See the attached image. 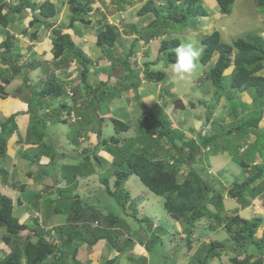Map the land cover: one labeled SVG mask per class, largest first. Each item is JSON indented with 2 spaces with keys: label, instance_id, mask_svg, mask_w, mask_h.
I'll return each mask as SVG.
<instances>
[{
  "label": "trees",
  "instance_id": "trees-1",
  "mask_svg": "<svg viewBox=\"0 0 264 264\" xmlns=\"http://www.w3.org/2000/svg\"><path fill=\"white\" fill-rule=\"evenodd\" d=\"M134 0H111L112 5L115 8V12H127V7H133ZM163 0H137L142 2L140 6L134 11L135 18L144 17L146 15H153L148 18L149 22L141 32L132 28L129 30L131 23L126 24V17L128 13L124 14L125 17L120 18V14L117 23L108 24L102 23L95 29V46L103 50L106 61L110 62L111 70H115L117 67L122 72H130L136 77V81L131 82L127 80L122 86L124 89H132L129 92H134V99L142 104L141 110L143 113V128H139L138 125L134 127L132 120L128 119L127 113H124L120 118L109 117L110 123L113 126L114 135H110L109 139H100L103 134V127L107 125L105 119H108L107 114H98L95 116L91 103L92 98H97L99 93L93 92L94 87L89 85L84 86V89L89 88V92L82 94V91L78 87L71 88L72 107H69L64 101L69 97L68 92L65 89V82L55 74L54 71L48 72L47 76H43L40 79V86L28 85L26 82L25 88L29 90L24 100H26L27 109L26 112H15L11 114L4 122L0 123V158L6 155L7 141L11 135L20 128L21 125H26L25 118H19V116H28L27 130H32L37 136V141L43 138L42 132L37 131V124L40 123L37 116L32 121L31 111L44 113V115L51 114L54 116L56 113V107H52L51 104L57 101L60 106L66 110L74 111L73 116L80 125V128L76 129L72 143L78 145L80 136L86 137L88 134L95 137L94 147L95 151L103 150L112 157V164H116V168L113 172V187L112 190L108 186L107 178L103 179V183L106 185L104 192L110 196L118 206L124 210L126 207L136 206L134 199H131L130 191L125 188L126 181L130 176H136L142 185L147 188L156 196L163 198V205L166 212L175 220L184 224V230L190 234V228L194 225L195 221L201 219L215 220L216 224H223L227 232L231 234L230 243H234V247L229 245L226 241L209 240L203 244L200 254H195L188 264H208L214 258H219L224 251L233 252L235 256L229 258L231 264H251L250 259L255 257L247 253V247L250 244H260L264 242V235L260 238V241H255V233L261 226L263 220L260 217H253L251 219H243L237 214L231 218H225L222 216L224 212L223 199L225 194L232 199H235L242 207H246L250 201L243 197V192L247 189L250 190V197L254 199L261 194L264 188L253 184L256 181H260L259 184L264 183V164L254 165L250 167L249 175L240 183H232V186L227 188L220 181V187L209 181L206 178V171L201 168L204 161L210 165L207 159L208 153H203L201 147L212 146L210 153H216L219 149L216 136L209 135L208 137L198 136L196 140L188 138L182 140V144L177 145L174 141L175 132L183 135L182 132L176 131L170 128V122L168 115L156 101L154 104L148 103V106L144 104L141 99L140 92V74L143 75V79L148 82H155L160 91L159 99L164 96L167 98L170 96L169 105L175 108H181L183 102L179 98H173L166 88L162 85L166 74L162 71H155L150 69L152 63L146 61L140 66L136 62V56L132 47L137 44L134 41L129 46V52L127 60L113 59L114 52L117 47H120L119 40L122 38V32H131L137 34L138 39L144 43L158 38L160 40L158 52L162 56H166L167 63L175 62L174 52H169L170 49H174L180 44V41L176 38L167 40L164 39L166 28L169 30V24H176L179 28L193 27L195 20L198 17H208V14L202 4L198 3L199 0H166L164 3H159ZM220 13L229 15L234 0H215ZM110 2V3H111ZM136 2V3H137ZM0 3V27L6 29L11 23V19L15 15L21 14L24 10L29 9L31 11V20L26 28L21 31V35L29 36L30 40H37L39 36V29L49 32L48 39L52 46V60L56 61L60 65V69L68 68L71 62H75L79 66L78 77L82 84L86 82L88 75L90 74L88 65L91 64V59L84 52L83 49L74 40V35L71 33V28L77 22L89 23L88 13L92 11L93 0H68L71 16L69 17V24L65 26H55L52 20L57 16L56 5L51 0H42L35 2L34 0H16V2ZM257 7L264 10V0H255ZM4 10H6L4 12ZM123 15V16H124ZM134 18V19H135ZM77 19V20H76ZM133 19V16L131 17ZM133 19V20H134ZM131 21V20H130ZM189 22V23H188ZM199 21L196 23L198 26ZM121 26L123 30H120ZM31 28L33 31L28 32ZM125 30V31H124ZM129 30V31H128ZM4 40L0 43V98L5 99L9 96L6 92L8 87L15 79L23 76L21 65L19 60L23 57L21 50L14 45L12 36L9 31L4 32ZM264 35V32L263 34ZM201 45L204 48L202 57L200 58V64L207 65L214 55L217 59L213 66L210 68L206 75L207 79H210L213 87L221 88L223 82V72L233 63L235 66V72L231 77L230 89L234 92L248 91L253 99L254 110L250 113V118L240 124L239 129L245 130L249 127L257 129L258 121L260 120L264 109V76L258 75V73L264 67V36L261 35H247L245 39H237L231 44H227L222 41L221 35L218 31H212L208 35H203L200 39ZM172 49V50H173ZM115 60L117 62H112ZM120 62V64L118 63ZM33 64L40 65L38 62L29 61L27 63V70H34ZM116 66V67H115ZM110 77V76H109ZM122 78L124 76H121ZM126 78V77H125ZM122 82V81H121ZM106 82L95 83V86L107 85ZM96 89V87H95ZM97 90V89H96ZM121 91L119 88L117 93ZM216 99H218L216 97ZM23 100V101H24ZM107 101L108 105L113 104L115 98L110 95H106L103 102ZM78 101H81L78 103ZM198 101V100H197ZM24 103V102H23ZM56 103V102H55ZM199 103V101H198ZM129 104V103H128ZM124 104V105H128ZM157 104V105H156ZM195 102H190L188 105L193 106ZM185 106V105H184ZM89 112L91 115H88ZM150 112V113H149ZM70 115V112L68 113ZM40 117V116H39ZM48 117L45 118V120ZM52 120L49 122H66V119L60 120L56 117H50ZM99 120V128H96L94 122ZM126 120V121H125ZM43 121V119H42ZM132 121V122H131ZM91 123L92 127L87 125ZM235 124V125H237ZM26 125V126H27ZM235 125H230L228 135L232 130H235ZM23 128V127H22ZM134 130L133 136L118 137L123 133L130 130ZM36 130V131H35ZM240 130H235L237 134ZM44 132V131H43ZM106 132V131H105ZM112 132V133H113ZM259 132H262L259 130ZM38 133V134H37ZM184 136V135H183ZM25 138V137H24ZM27 138V137H26ZM231 138V139H230ZM228 140H233L230 137ZM21 140V139H20ZM24 140V139H22ZM165 140L170 144L174 150V154L177 156L173 160V164L168 163V157L171 158V152L167 150L166 154L161 155L159 152L165 147L161 142ZM260 141V137H257L255 142L247 147L246 152L248 155L245 157V153L239 155L237 144L227 145L225 151L231 156L232 162L240 166L242 169L249 167L248 163H244V160L248 159L249 155L253 154V151L264 149ZM102 146L101 149H99ZM260 146H262L260 148ZM253 148V149H252ZM255 148V149H254ZM37 155L34 157L45 156L51 157L52 162L58 156H54L48 150L40 149L37 144L35 151ZM223 150V149H222ZM97 151V152H98ZM94 153L93 158L98 162L101 161V157ZM251 152V153H250ZM88 154V151L80 154L84 157ZM205 154V155H204ZM217 154V153H216ZM77 156V155H76ZM25 157V155H23ZM89 157V155H88ZM197 157L199 164L197 163ZM205 158V159H204ZM88 160V158H85ZM198 167V170L195 167ZM84 163H80L76 166H71L77 171ZM186 165V168L182 172V179H180L179 170ZM194 165V166H193ZM80 173V171H78ZM204 172V173H203ZM1 173V170H0ZM203 173V175H202ZM64 175V179L67 180V184L74 180L75 175ZM73 182H71V185ZM258 184V182H257ZM67 189H71L68 187ZM222 189V190H221ZM63 188L59 190V196L63 197ZM75 203H72L65 222L59 224L51 230H42L39 224L29 227L19 222L18 218L13 215V201L6 195L0 194V242L4 243L9 249L7 254H4L0 258V264H66L72 258L75 261L73 264H80L75 260V253H67L72 243L86 244L89 248L94 247L99 243L108 244L110 247L121 249L119 244H122V249L126 250L127 242L120 243L118 237L113 236L118 231L116 216L112 211H109L106 215L102 210H96L94 207H81L82 201L78 200V197H74ZM64 201V200H63ZM248 201V202H247ZM56 200L47 199L43 204L44 209L50 205H54ZM214 208V212L210 209ZM55 213L61 215V210L55 205ZM44 210L43 215L47 216ZM67 212V211H66ZM100 226H93V223L98 224L100 219ZM80 224V225H79ZM79 225V226H78ZM104 225V227L102 226ZM236 225V228L233 227ZM159 230V229H157ZM211 230H214L211 228ZM55 234V235H54ZM126 241V240H124ZM128 245V244H127ZM147 252V246H145ZM74 253V256L72 255ZM148 253V252H147ZM245 254L243 258L240 256ZM73 256V257H72ZM128 260H132L131 255L127 256ZM262 258L255 260L256 264H261ZM148 262V259L147 261ZM105 264H114L112 260H108Z\"/></svg>",
  "mask_w": 264,
  "mask_h": 264
},
{
  "label": "rangeland",
  "instance_id": "rangeland-1",
  "mask_svg": "<svg viewBox=\"0 0 264 264\" xmlns=\"http://www.w3.org/2000/svg\"><path fill=\"white\" fill-rule=\"evenodd\" d=\"M16 2V0H0V3L5 2L7 5H11V2ZM42 1V0H34ZM55 1V0H54ZM56 7L58 10H60L61 5L59 1L56 0ZM109 1V3H108ZM164 1H160L159 3H164ZM111 0H94V3L92 5L93 14L90 13V15H93L96 18L101 19V15L103 20L106 21L105 14H114L115 9L112 5ZM135 2L132 6L135 7H127L128 16L134 15V11L136 10L142 2H137V0H134ZM137 2V3H136ZM200 4L204 7L206 10L208 17H198L195 20V25L193 27H186V28H179L176 24H169L170 29L165 31L164 39L171 40V39H178L180 43L187 42L190 39H194L198 42L199 45H201L200 39L203 35H208L212 31H218L221 35V39L223 42L227 44H231L233 41L237 39H245L247 35H262L264 32V10L257 7L255 4V0H234V3L231 7V12L229 15H223L220 13L218 6H212V4L209 2V0H199ZM110 4V5H109ZM111 8V9H110ZM6 10H4L5 12ZM109 11V12H108ZM31 11L29 9L24 10L21 14L15 15L11 19V23L7 26L6 29L0 27V43L4 40V32L7 30L9 31L10 35L12 36L14 45L18 48V50H21V53L23 57L19 60V65H21L22 73H24L23 76L18 77L15 79L8 87H6V92L9 94V96L5 99L0 98V123L4 122L11 114L15 112H22L21 110L25 108L27 109L26 100L24 98L29 95V90L25 88L26 82L28 85H34V86H40V79L43 76H47L50 71L55 70V74L60 77L65 82V87L69 90L73 84V79H75L77 76H74V78H69L70 74L78 75L77 72L79 70V66L74 63V67L67 68V69H60V65L57 64V62L52 60L53 57L45 56L47 59L42 60V62L36 61L37 58L33 57L31 55H28L27 48L30 49L31 46L34 43V47L39 45L41 41H44L43 45H40L39 47H45L50 49L48 45H50V41L48 39L49 32L45 30V33L43 34L44 30L39 29V32H41V35H44L42 40H39L36 42V40H30L29 36H23L21 35V31L26 28L31 20ZM101 14V15H100ZM263 14V15H262ZM71 16L70 10L68 17ZM119 17V15H116ZM153 16L146 15L142 17L136 18V20L131 19L132 23V29L137 30L141 32V30L144 29V26L147 25L149 22L148 18ZM117 17H113L111 22L115 23L118 19ZM62 21V20H60ZM69 19H67L66 23H68ZM199 21L198 26H196V23ZM107 22L110 23V21L107 20ZM64 22L61 23V25ZM95 23V21H93ZM59 26V25H58ZM65 26V25H64ZM28 32L33 31V29L29 28L27 30ZM124 34V33H123ZM46 37V38H45ZM78 38V36H75ZM74 38V37H73ZM76 38H74L76 40ZM119 40L120 47H117V50L114 52L113 59L118 60H127L128 55L124 54L126 50L129 49V46L131 45L132 38H129L127 40H124L123 37ZM78 40V39H77ZM36 42V43H35ZM77 42V41H76ZM81 39L79 38L80 43ZM47 46H46V45ZM160 40L158 38L153 39V43H144L141 41H137V44H134L132 47L133 51L138 50V55L136 56V62L142 66L144 62L148 61L151 64L150 69H154L155 71H162L160 68L161 61L164 62L165 66H167L169 63H167L166 56H162L159 54ZM202 46V45H201ZM84 52L90 56L91 64L88 65L89 71L91 72L90 75H88L89 78H87L86 82L84 84L80 83V77H77L75 80H79V86L78 88L83 93H86L87 89H84V86L87 87V85H91L93 81H96L98 76H101L103 78V82H108L105 86H99L98 84L94 86L92 84L93 92L99 93L97 98H92L90 105H92L93 109H96L95 116L98 118V114H104L109 111L107 114L108 119H105V127H103V134H101L100 139H109L111 137L110 135H114L113 126L112 123H110L109 117L116 118L120 112L125 113L127 110L125 109L126 106L124 104L130 103L128 106L129 109L133 107V110L131 111V115L134 116L131 118L129 117L128 120H132L133 124L135 123L134 127L138 125L139 128H143L140 125H143V115L142 111H139L142 107V104L138 102V104H135V93L129 92L132 89H124L122 86H124L125 83H128L127 80L130 79L131 82L136 81V77L132 75L130 72H122L119 67H117L115 70H111L110 62H106L105 55L103 53V50L100 48H97L94 44L90 43L86 45V47L83 48ZM173 49V48H172ZM170 49L169 52H172L173 50ZM48 51V50H47ZM123 52V53H121ZM42 57V56H41ZM115 60H112V62H117ZM29 61L32 62H38L41 65L38 66L36 64H33L35 69L30 71L26 69V65ZM120 64V62H118ZM214 64V61H210L207 65L203 66L201 65L200 69L198 70L196 76L193 79V82L189 86H183V85H177L173 84L170 80V74L166 73V80L163 83V87L166 88V90H170L171 87H175L174 93L171 92V95H174L173 98H177L178 96H181L183 99L186 97V100L184 105H188V102H196L194 95L202 93L207 90H212V87H210L209 82L205 79L204 75L209 72L210 68ZM116 67V66H115ZM95 70V71H94ZM94 72V73H92ZM110 78L108 79V77ZM121 76H124L123 78ZM143 75L140 74V78ZM126 77V78H125ZM90 78L92 79L91 84H89ZM107 78V79H106ZM26 81V82H25ZM117 81V82H115ZM122 81V82H121ZM145 83L142 86V92L140 93L141 96H146V98L151 97L154 95V92L157 89V84H148L146 80H144ZM230 77L227 76L223 82L221 90H217L213 88L214 92H221L222 94H225L228 90H230L229 87ZM99 83V82H96ZM200 83V84H196ZM27 86V84H26ZM38 86V87H39ZM96 87V89H95ZM121 89V91L125 94L124 98L121 97L119 94L121 92L118 91V89ZM141 90V89H140ZM168 90V91H169ZM72 92L71 90H69ZM90 91V90H89ZM88 91V92H89ZM133 91V90H132ZM173 91V89H172ZM90 93V92H89ZM106 95H110L115 100L113 101V104L108 105L106 103L107 101L103 102V99L106 98ZM200 95V94H199ZM129 96V97H127ZM127 97V98H126ZM235 95L232 94V102L233 104H239L235 100ZM167 98H164L163 100H166ZM24 100V101H23ZM162 100V101H163ZM69 107H72V102L70 97L66 98L64 100ZM131 101V102H130ZM161 101V102H162ZM24 102V103H23ZM56 102V103H55ZM51 104L52 107H56V113L55 117L58 121V119L63 120L66 119V122H57V123H51L49 122L52 120L50 117L51 114L44 115V113L33 112L31 111V121L35 119L37 116L38 120L40 119V123L37 124V131L36 132H42L43 138L37 141V136L35 135V132H33L31 129L27 130L28 126L25 128L26 131L24 133V141L28 142H37L40 146V149H49L48 151L53 154L54 156H57L51 164L46 165L45 160L42 162L43 171L47 174L45 175H28L30 177L29 180H31V177H36L40 180L41 185H43L42 190V196L44 197L43 201L45 204L46 199L56 200L57 202L52 205V208H54L55 205L58 206V209L61 210V215H57L56 213V221L58 224H62L65 222L66 217L68 215V212L70 208L72 207V203H75V196L78 197V200L82 201L80 203L81 207H85V209H88L89 207H94L96 210L101 209L103 214H107L109 211H112L116 216H118L117 221V227L118 231L120 233H117L113 236L118 237L121 240H124L127 238V244L130 248H132V244L136 243H143L144 246H147V252L141 248L136 249V255L142 256L137 257L136 259H133L130 263L132 264H188L191 260V258L195 254H200L201 249L203 247V244L209 242V240H217V241H226V242H232L231 241V234H229L225 227H223V224H216V221L209 220V219H201L199 221H195L194 225L190 228V234L184 230V224L182 222L174 220L165 210L163 205V198L156 196L152 192L148 191L147 188H145L142 183L139 181V179L132 175L125 183V188L130 191L131 199H134L136 202V206L133 207H126L124 210L122 207L118 206L116 202L104 192V189L106 188V185L103 183V179L107 178L108 180V186L111 188L113 187V172L116 168V164H112V157L110 155H106L107 153L103 150L101 151H95L94 144L96 142L95 137H92V135L88 134L86 137L80 136L79 144L75 145V143H72V139L75 136L76 129L80 128V125L77 124V121L75 119V116H73L74 111H69L68 109L64 110L60 104L55 101ZM81 102V101H80ZM116 102L117 104H115ZM150 102V101H149ZM149 102H144L146 106H148ZM155 101H151L150 104H154ZM157 105V104H156ZM163 106V105H162ZM234 106V105H233ZM137 108V109H136ZM24 110V111H25ZM178 109H173L169 106V111H172L176 113L177 115ZM207 111V107H202L201 111L196 113L198 116V120H201L205 117ZM247 111H251L250 108H248ZM70 112V115L68 113ZM183 112V111H182ZM180 113V116L178 117V120H180V117L182 116V122L184 124V128L187 129V126L191 122L190 113L192 112L189 108H187L186 111L183 113ZM150 113V112H149ZM88 115H91L89 112ZM40 116V117H39ZM48 117L46 120L45 118ZM92 117V115H91ZM176 117V116H175ZM247 116H245L243 119H241V122H244V119H246ZM20 119V118H18ZM43 119V121H42ZM131 121V122H132ZM24 125L20 126V130L16 129L15 133L17 136V140L21 138V130H24ZM99 120H96L94 122L93 127L99 128ZM89 128L92 127L91 123L89 122L87 125ZM23 127V128H22ZM44 131V132H43ZM106 131V132H105ZM180 131V130H176ZM113 132V133H112ZM134 130H130L126 133H123L121 135H118V137H127V136H133ZM182 132V131H180ZM197 132V131H196ZM257 137H260L261 145L264 146V130L262 132H259V130L256 129ZM14 134V133H13ZM12 134V135H13ZM38 134V133H37ZM175 139L174 141L177 144H182L183 139L188 138H194L196 139L194 134H190L186 136L178 135L180 133L175 132ZM11 135V136H12ZM27 137V138H26ZM11 138V137H10ZM9 138V139H10ZM16 140V141H17ZM9 141V140H8ZM7 141V143H8ZM13 141V140H12ZM165 147L159 152L161 155L166 154L167 150L171 152V154L174 153V150L172 146L163 140L161 142ZM222 144L224 146L227 145H236L237 142L235 140H228L224 139ZM260 146V148L262 147ZM102 146L99 148L101 149ZM253 149V148H252ZM85 151H88V154L86 157L88 160H86L84 156L80 155L84 153ZM35 152V151H34ZM96 153L97 156L101 157V161H96L93 158L94 153ZM221 152V151H217ZM78 153V154H77ZM106 153V154H105ZM251 153V152H250ZM37 155V150H36ZM77 155V156H76ZM89 155V157H88ZM25 158H28L29 162H33L35 160L33 154H30L27 152L25 155ZM50 160L51 157H48ZM225 162V159L222 158ZM261 161L259 162V165L261 162H264V156L261 157ZM40 160V159H39ZM38 160V161H39ZM4 162L7 163V160L0 159V170L3 167ZM84 163L80 167L78 171L74 169L71 166L79 165V163ZM211 164V163H210ZM233 168L226 169V166H224V170L221 171V174L218 175L213 171V169H209L206 174V178L209 179V181L212 183L214 182L217 187H220L219 183L222 182L223 185H226L227 188L232 186L231 182L240 183L243 181L246 177L249 175V171L245 174L243 172V169L239 167L238 165H234L233 163H228ZM222 166V167H223ZM36 167V166H34ZM204 167L207 168L206 164H204ZM237 170V174L235 170ZM184 168L181 170L180 174L183 172ZM15 173L11 175V180L15 183L21 184V179L19 175H14ZM235 174V175H234ZM69 177L68 175H75L74 180H71L73 182L72 186L71 182L67 184V180L64 179L66 177ZM180 179H182L183 175H180ZM258 182V184H257ZM260 181H256L253 186L258 185L261 186V189L264 188V183L259 184ZM58 185L61 189L63 188V197L59 196V192H57V188L55 186ZM68 187H71V189H67ZM52 189V190H51ZM222 190V189H221ZM250 190L247 189L243 192V197L251 201L252 197H250ZM55 192L54 194H52ZM0 193H2V188L0 187ZM264 192L258 195V200L264 201ZM52 194V195H51ZM6 195V194H5ZM35 194L33 192H29L28 196H24V200L27 202H34ZM39 197L40 199H42ZM226 198L230 197L228 194L225 196ZM53 198V199H52ZM224 199V212L222 213V216L225 218H231L235 214L234 212L230 211V213H227V210L235 208V203L232 200ZM262 199V200H261ZM64 200V201H63ZM36 202V201H35ZM248 202V201H247ZM39 204V201L37 202ZM251 206H254V203H250ZM241 205V204H240ZM258 205L256 208L257 211L261 210V206L259 202L256 201L255 206ZM62 206V207H61ZM264 206V205H263ZM242 207V205H241ZM214 212V208H210ZM42 214L44 212V209L42 211V208L40 209ZM67 211V212H66ZM244 214V213H243ZM260 218L263 220L264 215H261ZM104 218H101L98 224H93L95 226H100L101 221H103ZM143 220V221H141ZM46 225V222H45ZM80 225V224H79ZM78 225V226H79ZM264 225V221L261 223V226ZM104 227V225H102ZM213 228L214 230H211ZM236 228V225L233 227V229ZM159 229V230H157ZM53 230V229H52ZM260 230H257L255 233V237H258L260 235ZM55 235V234H54ZM2 236V232H0V237ZM255 241H260L259 238H256ZM234 243H230L229 245H233ZM1 245L6 250L7 246H4V243L1 242ZM104 244H102L103 246ZM108 245V244H107ZM86 246V244H85ZM120 247H122V244H119ZM83 244L81 243H72L70 248L68 249L67 253L74 252L76 256H74V253L72 254L76 261L79 262L77 258V252L81 248L82 249ZM94 248V247H93ZM92 248V252H94ZM95 248H99L96 246ZM120 251L121 249H117ZM9 251V249H8ZM247 253L250 255H254L255 257L250 259V262L255 261L258 258H262L261 260L264 262V242L260 243L258 245L256 244H250L247 247ZM3 253H5L3 251ZM3 253L0 252V258L3 257ZM118 253H115L114 256L117 258L116 255ZM106 253L103 254L101 257L100 255L95 256L96 263L103 264V260L105 263L104 256ZM72 256V257H73ZM235 256L233 252L224 251L221 253L219 258H214L211 262L208 264H231L229 261V258ZM245 254L240 256V259L243 258ZM79 258H83V252L80 253ZM148 259V262H146ZM119 260V261H118ZM115 260L114 264H130L129 261L122 256H120V259ZM118 261V262H117ZM75 261H72V258L66 264H73ZM82 264V262H79ZM83 264H88V261L86 259V262ZM191 264H197V263H191Z\"/></svg>",
  "mask_w": 264,
  "mask_h": 264
},
{
  "label": "crops",
  "instance_id": "crops-1",
  "mask_svg": "<svg viewBox=\"0 0 264 264\" xmlns=\"http://www.w3.org/2000/svg\"><path fill=\"white\" fill-rule=\"evenodd\" d=\"M51 1L53 3H55V5H56V3H57L56 0L55 1L51 0ZM67 1L68 0L59 1L60 5H61L60 10H58L56 7L57 16L52 20V22L54 23L55 26L61 25L62 22H64L63 24L65 26H67L69 24V21H68V23H66L67 19H69L68 15H69V10H70L69 9L70 7L67 5ZM209 2L212 4V6H216V4H217L215 0H209ZM93 3H94V0H93ZM108 3H109V1H108ZM129 11H131V10H128L126 13H128ZM115 13L116 12H114V14L104 13L106 15L105 18L106 19L108 18L111 21L113 16L116 14H120L121 17H125L124 14H126L124 12L123 13L117 12L116 14ZM92 14H93V12H92ZM30 16H31V14H30ZM132 16L134 19L135 15H132ZM132 16L127 15V17L125 18L127 25L129 23H131L130 20H131ZM31 18H32V16H31ZM136 18L134 19V21L136 20ZM60 20H62V21H60ZM87 20L89 23H81L80 24V22H77L71 28V33H72V35H74V38H76L75 36H78V38H76V40L75 39L74 40L79 42V38L81 39V42L77 43V45H79L81 47V49H83L84 47H86V45H88L90 43L95 45V36H94L95 35V29L98 28L99 24L104 23L102 15H101V19H99V18L95 19V17L93 15H89V18ZM93 21H95V23H93ZM64 25H62V26H64ZM131 28H132V23H131L129 30ZM120 30H123L122 26H121ZM132 31H133V29H132ZM121 33H122V37L124 40L132 38V39H129V40H132L129 42L141 40V39H138L137 34H135V33H131V32H128V33L121 32ZM40 35H41V32L39 33V36H38V39L36 40V42L43 39L41 37H43L44 35H42V36H40ZM43 43H44V41H41V43L39 45H37L36 47H34V43H32L33 45L31 46V48L30 49L27 48V50H26L28 55H31L32 58L36 57L37 58L36 61H39V62H42V60H40L41 58H43V60L47 59L45 56L53 57L52 53H51V48H52L51 44L48 45L50 49H48V48L45 49V47H39L40 45H43ZM148 43H153V40L149 41ZM136 51H137V55H138L139 54L138 50H136ZM126 52L128 53L129 49L126 50ZM88 57L90 58L89 55H88ZM216 57L217 56L214 55L213 58L211 59V61L213 60L215 63ZM73 64L74 63L71 62L70 66L68 68L74 67ZM63 69H67V68H63ZM233 69H234V67L230 66L225 71V73H224L225 76L230 77V75L233 72ZM92 73H94V72H92ZM90 74H91V72H90ZM258 74L261 76H264V67ZM74 76H76V75L70 74L69 78L70 79L74 78ZM205 76H206V74L204 75V77ZM109 78L110 77H108V79ZM165 80H166V77L163 81H165ZM91 81H92V79L90 78L89 84H91ZM101 81H103V78H101V76H98L96 81H93L92 84H94V86H95L96 82H101ZM115 82H117V81H115ZM140 83H141L140 84L141 90L139 93H141L143 91L142 86L145 83L143 76L141 77ZM147 83L152 84V85L157 84L153 81H151V82L147 81ZM73 84L75 86H79V80L73 79ZM210 87H212V86L210 85ZM172 89H173V91H172ZM174 90H175V87H171L169 90L170 94H171V92L174 93ZM120 92H121V94H119V95L124 98L125 94L122 91H120ZM199 94L194 95L195 101L198 100L199 105L198 106L195 105L194 109H192V108L190 109L192 111L190 113L191 122L187 126V129L184 128V124L182 122L183 117L181 116L180 120H178V117L180 116L179 110H177V115H176L175 111H174V113L172 111H169L170 96H168V99H166V100H163L166 96H164L162 99H159L160 91H159L158 86H157L156 91L154 92V95H152L149 98H146V96H141V99L143 102L156 101L157 104L161 105V107L164 109V111L168 115V120L170 122V128H172V129L173 128H179L180 130L183 131V133L186 137H187V135H190L191 133L196 134L197 129H199L201 127V125L205 122V119L207 120L210 117L215 118L216 123L212 127L213 130L211 132L217 134L218 146L222 147L223 150H219L221 152H218V153L216 152L217 154L216 153L210 154V152H209L207 154L208 155L207 159L209 160V162L211 164L209 165V164H207L206 161H204L201 168L203 170H205L206 172L209 169H213V171L215 173L220 175L221 171L224 170L223 165L226 166V169L233 168L232 166H230L228 164V163H233V162H232V159H231V156L229 155V153L227 151H225L226 146H224L222 144L223 140L229 139L230 137H233L232 139L237 142V145H238L237 148H238L239 155H242L245 153V157H246L248 155V153L246 152L247 147H249L252 143H254L258 134L256 132V129H254V128L249 127L247 129L241 131L239 129L240 126H236L235 130H240L239 134H237L235 130H232V132H230L231 133L230 135H226V132L228 131V126H230L231 124H234V125L237 124L241 118L249 115L250 111H247L248 110L247 108H243L239 104H235V103L233 104L232 102H230L229 98L226 96V94H222L221 96L218 97V99H216L215 92L213 91V88H212V90H207V91H204V92L199 93ZM172 96H174V95H172ZM127 97H129V96H127ZM236 97H237V102H239V103L241 102V103H243V105L248 106L249 108L253 105L251 95L248 92L236 94ZM177 98L181 99L182 102H185V100H186V97H184L182 99L181 96H178ZM114 103L117 104L116 102H114ZM136 103L138 104L137 101H135V104ZM129 105H130V103L128 105H124V106H126L125 109L127 111L125 113H127L128 119L130 116H131V118L134 117L131 115V111L133 110V107H131L129 109V107H128ZM182 105H183L182 107H184V103ZM231 105H234V107H236L235 111L232 110ZM202 107H207V111H206L205 117L201 120H198V116L196 113L200 112ZM25 108L26 107H24L21 111L26 112ZM140 108H141V106H140ZM172 108L174 110L178 109L175 107H172ZM186 110L187 109H184L183 112ZM123 114H124L123 112H120V114L116 118H120V116H122ZM22 117L25 118L26 125H27L28 116H19V118H22ZM128 119H126V120H128ZM224 123L229 124V125L226 126V125H224ZM26 125H24V130H21V138H20L21 140H19V139L17 140L16 133L14 132V134L11 136V138L9 139V141L7 143L6 155L4 157L0 158V159H2V161L7 160V163L4 162L3 167L1 168L2 170L0 173V187L2 188V193H0V194H3V195L6 194V196H8L9 198L12 199V201H13V215L16 218H18L19 222H21L24 225H27L29 227H32V226L39 224V227L42 230H45V231L51 230L52 231V229L54 227L59 225L58 222L56 221L55 208H52V205H50L46 209H44V207H43L44 197H41L43 185H41L40 180L37 179L36 177H31V180H29L30 177L28 176V175H45L46 176L47 174L42 169V167L45 166V165H43V163L45 162L46 165H49L52 162L48 159V157H45V156H39V157L35 158V160L33 162H29L30 160L28 158L23 157V155H26L27 152L29 153V155L30 154L36 155L35 149L37 146V144H36L37 142L33 143V142H28V141L22 140L25 137L24 133L26 131L25 128L27 127ZM220 126L224 127V130H222ZM18 129L20 130L21 128H19V126H18ZM257 129H259L261 131L264 130V114L262 116V119L258 123ZM177 145H180V144H177ZM106 155H108V154H106ZM263 156H264V149L259 150V151H255L254 154H251L248 156L249 158L247 160L246 159L244 160V163H249V165L250 164L254 165L255 163H259L262 160L261 157H263ZM222 158L225 159V162L223 161ZM43 160H45V161L42 162ZM199 161H201V160H199L197 157V163L198 164H199ZM204 164H206L207 168L204 167ZM233 164L237 165L235 163H233ZM34 166H36V167H34ZM184 166L186 168V165H184ZM195 167L198 170V167L196 164H195ZM233 170H235L236 171L235 174H237V170L236 169H233ZM248 171H249V168H246V170L243 169V172L245 174ZM13 172L15 173L14 175L20 176L21 184L15 183L11 180V175L13 174ZM203 173H202V175H203ZM231 183H233V182H231ZM224 186L226 187V185H224ZM55 188H57V192H59V190L61 189L58 185H56ZM29 192H33L35 194L34 199L36 202L35 201L34 202L33 201L27 202L24 200V196H28ZM54 193L55 192H53L52 194H54ZM225 196H226V194H225ZM225 196H224V199H229V198H226ZM39 197H41L42 199H40ZM256 197H258V196H256ZM256 197L250 201V203L251 202L254 203V206H251V204L249 203L246 207H241V205L235 199L230 198L229 200H232L235 203V208H234V210L228 209L227 213H230V211H232V212H234L235 215L237 214L239 217L246 219V220L251 219L253 217H260L261 215H264V206H263L264 201L262 199H261L262 201H260ZM224 199H223V201H224ZM38 201H39V204L37 203ZM256 201L259 202V204L261 206L260 211H257V209H256L258 207V205L255 206ZM41 208H42V211H43V209L46 210L45 213H47V216H44L42 214V212L40 210ZM263 221H264V219H263ZM45 222H46V225H45ZM258 230H260L259 231L260 235L256 238L260 239L264 235V225L260 226ZM96 246H98L99 248H95ZM96 246H94V248H93L94 252H92L91 251L92 248H88L87 246H85V244H83L82 249L80 248L77 252V258H78L79 262H82V264H83L86 262V259H87L88 264H98V263H96V260H95V256L97 254L102 257L103 254L106 253V255L104 256V259H112L113 257H115L114 254L117 253L115 250H111L110 248H107V246H102L101 243L97 244ZM137 248L143 249L139 245H134L133 248L128 249L127 254H131L132 259H136L137 257H140V258L142 257V256L136 255V249ZM3 251L5 253H3ZM0 252H1V254L3 253V255L8 253V248L5 250L4 247L1 245V242H0ZM82 252H83V258H79V255ZM75 256H76V254H75ZM102 262H104V260ZM130 264H132V263H130ZM251 264H256V262L252 261ZM261 264H264V262L262 261Z\"/></svg>",
  "mask_w": 264,
  "mask_h": 264
},
{
  "label": "clouds",
  "instance_id": "clouds-1",
  "mask_svg": "<svg viewBox=\"0 0 264 264\" xmlns=\"http://www.w3.org/2000/svg\"><path fill=\"white\" fill-rule=\"evenodd\" d=\"M217 5V4H216ZM69 6V5H68ZM220 11V10H219ZM93 12V9H92V11L91 12H89L88 13V15H90V13H92ZM117 13V12H116ZM115 13V14H116ZM222 14V13H221ZM117 15V14H116ZM116 15H114L113 17H116ZM224 15V14H223ZM228 15V14H227ZM120 18H122L121 16H120ZM107 20L108 21H110L108 18L106 19V21L104 20V22H106V23H108V24H113L111 21H110V23L109 22H107ZM112 20V19H111ZM117 21H118V19L116 20V22L115 23H117ZM101 24H99L98 25V27L100 26ZM58 26V25H57ZM60 26V25H59ZM66 27V26H65ZM96 32V31H95ZM45 33V30H44V32H43V34ZM263 34V33H262ZM94 36H96V35H94ZM46 38V37H45ZM173 52H174V55H175V62L174 63H170V64H168L167 66H165V64H164V62L163 61H161V63H160V68L164 71V72H166V73H169L170 74V80H171V82L173 83V84H177V85H183V86H189V85H191L192 84V82H193V79H194V77L196 76V74H197V72H198V70L200 69V67H201V65H200V58L202 57V55H203V52H204V48H203V46H201V45H199L198 44V42L196 41V40H194V39H190V40H188L187 42H182V43H180L177 47H175L174 49H173ZM121 53H123V52H121ZM125 53H127V52H124V54ZM134 54L135 55H137V51H134ZM216 59H217V57H216ZM110 64V63H109ZM230 66H233L234 67V69H233V72H232V74L230 75V82H231V77H232V75L234 74V72H235V66H234V64L232 63ZM229 66V67H230ZM228 67V68H229ZM227 68V69H228ZM226 69V70H227ZM225 70V71H226ZM225 71L223 72V76H224V78H223V80L225 79ZM77 74H78V72H77ZM90 75V74H89ZM259 75V74H258ZM77 77H78V75H76ZM76 77V78H77ZM75 78V79H76ZM205 78H206V76H205ZM207 79V78H206ZM208 80V82L210 83V85L212 86V88H214V89H217V90H221V88H215V87H213V85H212V83H211V81H210V79H207ZM230 82H229V87H230ZM80 83H82V82H80ZM196 84H200V83H196ZM91 87H92V85H90ZM222 86V85H221ZM74 87H78V86H75L74 84H72V86H71V88H74ZM71 88L69 89V90H71ZM65 89H66V91L68 92V94H69V97H72V92H70L66 87H65ZM82 90H84V88L82 89ZM72 91V90H71ZM87 91H89V88H87ZM244 92H248V91H244ZM240 93H243V92H239V93H237V92H234L233 90H228L225 94H226V96L229 98V101L230 102H232V94H234L235 95V97H236V94H240ZM249 94H250V92H248ZM222 95V93L221 92H215V97H219V96H221ZM251 95V94H250ZM252 98V97H251ZM235 100L237 101V97L235 98ZM78 103H80V101H78ZM190 102H188V104H189ZM233 103V102H232ZM252 104H253V99H252ZM195 105H199V103H198V101H196L195 102V104L193 105V106H191V105H185L184 107H181V108H178V110H179V112L181 113L184 109H187V108H189V109H194L195 108ZM239 105L241 106V107H243V108H249L248 106H245V105H243V103H239ZM232 106V110L233 111H235L236 110V107H234L233 105H231ZM250 109H251V111H253L254 110V107H253V105L250 107ZM251 111H250V113H251ZM263 114H264V109H263V113H262V116H263ZM262 116H261V118H260V120L262 119ZM245 117V116H244ZM243 117V118H244ZM243 118H241V119H243ZM250 118V114L249 115H247V118L245 119V121H247L248 119ZM240 119V120H241ZM235 120V119H234ZM259 120V121H260ZM259 121H258V123H259ZM216 123V119L215 118H212V117H210V118H208L207 120L205 119V122L201 125V127L199 128V129H197V132H196V134H194L193 136H195L196 137V139H194V138H192V140H197L198 141V139H197V137L198 136H202V137H208L209 135H214V136H216L217 138H216V140L218 139V136H217V134L216 133H212L211 131L213 130L212 129V127L214 126V124ZM238 123H240V121L238 122ZM224 125H226V126H228L229 124H225L224 123ZM236 126H240V124H237V125H235V128H236ZM221 127V129L222 130H224V127H222V126H220ZM251 128V127H250ZM172 129V128H171ZM173 130H180L179 128H173ZM229 130H230V126H228V131L226 132V135H228V132H229ZM257 130H259V129H257ZM180 131H182V130H180ZM182 133H183V131H182ZM192 134V133H191ZM183 135H184V133H183ZM185 136V135H184ZM189 139H191V138H189ZM255 142V141H254ZM218 143V142H217ZM253 144V143H252ZM251 144V145H252ZM250 145V146H251ZM211 147L212 146H206V148H204V147H201V151L203 152V153H209L211 150ZM212 148H214V147H212ZM223 148L222 147H219V149H218V151L219 150H222ZM255 149V148H254ZM259 150H262V149H259ZM259 150H256V151H259ZM254 152L255 151H253L252 153L254 154ZM211 154V153H210ZM209 154V155H210ZM175 158H177V156L173 153V154H171V158L170 157H168V163L169 164H173V160L175 159ZM80 164V163H79ZM249 164V163H248ZM256 164H260V163H255L254 165H256ZM261 164H264V162H261ZM254 165H249V171H250V167H252V166H254ZM185 169V166H183V167H181L180 168V170H179V173L181 172V170L182 169ZM244 170H246V169H244ZM182 174V173H181ZM264 191V190H263ZM232 199V198H231ZM175 220V219H174ZM141 221H143V220H141ZM177 221V220H176ZM93 224H96V223H93ZM92 224V227L93 226H95V225H93ZM96 227V226H95ZM53 233V232H52ZM128 237H129V235L127 236V238L126 239H124V240H126V241H124V240H121V242L120 243H123V242H127V239H128ZM101 244H104V243H101ZM133 246H132V248L134 247V245H139V246H141L145 251H146V248H145V246L143 245V243H136V244H132ZM87 246V245H86ZM96 246V245H95ZM103 246H107V248H110L111 250H115L118 254H116L118 257L117 258H115V257H113L112 259H105V263L108 261V260H112L113 261V263L115 262V260H118V259H120V256H122L123 258H125V259H127L128 260V258H127V256L128 255H131V254H127V252H128V249L130 248L127 244H126V246L128 247L126 250H123V251H118L117 250V248H113V247H110L109 245H107V244H104ZM88 247V246H87ZM89 248V247H88ZM91 248H93V247H91ZM121 249L123 248V247H120ZM131 258H132V255H131ZM133 260V259H132ZM132 260H128L129 261V263L132 261ZM119 261V260H118ZM117 261V262H118ZM104 262H103V264H105Z\"/></svg>",
  "mask_w": 264,
  "mask_h": 264
},
{
  "label": "bare ground",
  "instance_id": "bare-ground-1",
  "mask_svg": "<svg viewBox=\"0 0 264 264\" xmlns=\"http://www.w3.org/2000/svg\"><path fill=\"white\" fill-rule=\"evenodd\" d=\"M110 5V4H109ZM141 7V6H140ZM111 9V8H110ZM115 9V8H114ZM109 12V11H108ZM77 20V19H76ZM189 23V22H188ZM122 32V31H121ZM52 190V189H51ZM23 217V216H22Z\"/></svg>",
  "mask_w": 264,
  "mask_h": 264
}]
</instances>
